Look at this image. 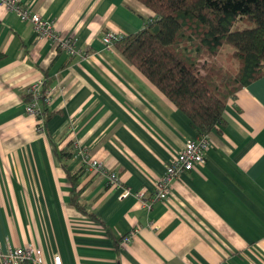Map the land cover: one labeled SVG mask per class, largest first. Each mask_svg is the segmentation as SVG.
<instances>
[{
  "label": "crops",
  "instance_id": "crops-1",
  "mask_svg": "<svg viewBox=\"0 0 264 264\" xmlns=\"http://www.w3.org/2000/svg\"><path fill=\"white\" fill-rule=\"evenodd\" d=\"M18 2L50 22L55 37L73 40L75 53L0 4L3 248L30 244L46 264L56 254L63 264H264V76L227 101L225 123L208 133L204 164L174 179L170 195L149 210L134 194L119 199L121 190L73 150L65 163L82 172L80 199L106 234L70 205L55 149L78 143L149 200L166 165L197 135L114 45L104 46L106 32H136L154 13L138 0ZM40 81L38 116L26 105Z\"/></svg>",
  "mask_w": 264,
  "mask_h": 264
},
{
  "label": "trees",
  "instance_id": "trees-1",
  "mask_svg": "<svg viewBox=\"0 0 264 264\" xmlns=\"http://www.w3.org/2000/svg\"><path fill=\"white\" fill-rule=\"evenodd\" d=\"M138 1L154 17L115 39L114 47L187 116L197 135L224 124L227 101L264 76V0ZM73 150V141L55 149L72 187L70 205L107 234L80 199L82 172L65 163Z\"/></svg>",
  "mask_w": 264,
  "mask_h": 264
},
{
  "label": "built area",
  "instance_id": "built-area-1",
  "mask_svg": "<svg viewBox=\"0 0 264 264\" xmlns=\"http://www.w3.org/2000/svg\"><path fill=\"white\" fill-rule=\"evenodd\" d=\"M0 4L4 5L7 10L16 13L20 19L30 21L33 24L35 31L39 36H46L57 42L58 46L62 49H67L70 53L74 54L73 40L60 39L55 37L50 22L43 21L36 13H30L29 10L18 0H0ZM121 34L114 32H106L103 36V43L105 48L109 49L115 39L121 37ZM42 82L34 84L29 90L30 97L29 102L26 105V111L29 114L41 116V111L38 108V101L41 98L40 88ZM38 131H43L42 125H38ZM210 140L208 133L196 135L189 138L184 147L179 153L166 165L164 173L159 177L153 185L152 197L149 200L143 198V193H134L129 187L122 185L118 175L115 172L108 171L104 164L96 158H93L88 149L73 142L74 152L76 156H79L82 163L88 167L91 171L97 174L103 175L107 184L111 187L120 189L119 199H124L132 194L136 195L147 209H151L152 205L156 201L164 200L170 195L171 184L180 174L185 171H192L197 166L204 164L205 153L209 148ZM132 238V233L122 236L120 240V246L123 243H129ZM43 251L38 247H34L30 244L22 246H8L3 248L0 243V264H46L43 260ZM52 264H63L59 255L52 256Z\"/></svg>",
  "mask_w": 264,
  "mask_h": 264
},
{
  "label": "rangeland",
  "instance_id": "rangeland-1",
  "mask_svg": "<svg viewBox=\"0 0 264 264\" xmlns=\"http://www.w3.org/2000/svg\"><path fill=\"white\" fill-rule=\"evenodd\" d=\"M238 26H242V25H241V24H238ZM112 45H113V44H112ZM110 48H111V47H110ZM110 48H109V49H110Z\"/></svg>",
  "mask_w": 264,
  "mask_h": 264
}]
</instances>
